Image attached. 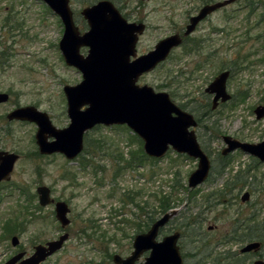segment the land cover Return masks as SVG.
<instances>
[{
  "label": "rangeland",
  "instance_id": "rangeland-1",
  "mask_svg": "<svg viewBox=\"0 0 264 264\" xmlns=\"http://www.w3.org/2000/svg\"><path fill=\"white\" fill-rule=\"evenodd\" d=\"M96 1L69 0L80 32L87 29L80 10ZM110 1L129 21L144 23L135 45L139 55L186 27L204 0ZM263 14L264 0H236L213 10L185 38L186 46L173 47L164 61L138 78L139 84L166 91L196 120L201 117L193 130L212 166L208 180L190 188L187 179L197 168L196 159L171 148L163 156L144 158L141 140L125 125L88 130L83 150L73 159L40 154L36 124L5 116L16 107L33 105L53 125L66 126L63 86L78 83L81 72L65 64L58 47L62 22L42 0H0V92L9 96L0 103V150L19 155L10 180L0 182V264L19 251L29 255L34 245L64 232L68 237L63 246L40 264H115L113 254L129 255L134 236L146 232L170 207L178 212L161 227L162 234L175 230L180 221L190 223L178 228L184 264H196L197 256L211 250L239 251L245 241L235 239L246 222L264 234V162L237 149L226 156L229 165L216 173L225 146L221 135L247 142L264 139V115L257 119L254 114L256 106L264 105ZM80 52L85 55L87 48ZM225 68L232 69L226 86L236 97L212 110L205 86ZM237 173L232 196L227 187ZM40 184L51 189L54 200L67 203L70 221L64 227L54 216V203L38 204L35 188ZM244 190L251 194L246 202L240 199ZM13 235L19 240L16 245ZM260 245L258 256L264 260V241ZM248 257L251 264L254 257Z\"/></svg>",
  "mask_w": 264,
  "mask_h": 264
},
{
  "label": "water",
  "instance_id": "water-1",
  "mask_svg": "<svg viewBox=\"0 0 264 264\" xmlns=\"http://www.w3.org/2000/svg\"><path fill=\"white\" fill-rule=\"evenodd\" d=\"M63 25L62 36L58 42L65 64L74 66L81 72V80L74 85H64L66 112L69 118L67 126L58 128L52 124L44 111L33 105L16 107L6 114L8 120L18 119L34 122L37 126L35 142L40 154L61 153L67 159H73L83 148V134L97 124H126L143 141V150L150 157H160L172 146L178 153L187 154L197 160V168L191 171L187 179L190 188L204 181L211 167L208 154L204 152L193 127L197 120L187 110L181 109L170 100L166 91H155L147 84L138 85L140 74L150 71L165 60L171 49L181 44L183 37L195 29L198 22L213 10L220 9L236 0L212 1L201 6L191 15L181 33H172L160 38L154 48L136 55L135 45L138 35L144 29L143 22L129 21L110 0H98L85 6L80 14L88 28L80 32L73 19L69 0H42ZM80 47H87V53H80ZM229 71L218 72L205 86V91L213 94L211 108L217 101L225 102L230 98L226 80ZM8 99L6 92H0V103ZM257 119L264 115V105L256 106ZM51 138V139H50ZM225 146L220 150L227 155L236 149L248 152L259 160H264V140L259 143H247L230 135H222ZM19 155L15 152L0 150V182L10 179L15 161ZM38 204L46 206L54 202L50 188L45 184L36 186ZM249 197L243 192L241 200ZM68 205L63 200L54 202V215L62 227L69 223ZM176 212L167 211L155 221L146 232L138 233L132 241V251L126 257L113 254L115 264H182L177 247L178 233L168 234L156 239L158 228ZM68 237L61 234L57 239L34 246L33 252L21 259L23 252L9 257L3 264H40L47 256L58 250ZM12 245L18 243L16 235L11 236ZM257 240L247 242L241 252L259 249ZM142 262H137L141 254L147 252ZM253 264H264L255 259Z\"/></svg>",
  "mask_w": 264,
  "mask_h": 264
},
{
  "label": "flooded vegetation",
  "instance_id": "flooded-vegetation-1",
  "mask_svg": "<svg viewBox=\"0 0 264 264\" xmlns=\"http://www.w3.org/2000/svg\"><path fill=\"white\" fill-rule=\"evenodd\" d=\"M212 2V1H211ZM211 2H204L203 1V4L202 5H204V4H207V3H211ZM201 5V6H202ZM201 8V7H200ZM199 8V9H200ZM198 9V10H199ZM217 10V9H216ZM216 10H214V11H216ZM212 13H210V14H208L206 17H208V16H210ZM191 15H193V14H191ZM191 17V16H190ZM189 17V18H190ZM205 17V18H206ZM188 18V19H189ZM205 18H203V19H205ZM203 19H201V20H203ZM201 22V21H200ZM185 28V27H184ZM184 28L181 30V31H178L177 33H179L180 35H181V33H182V31L184 30ZM225 69H227L228 71H229V74H228V76L230 75V72H231V68H225ZM225 69H223V70H221V71H224ZM220 72V71H219ZM143 75V74H142ZM216 75V74H215ZM138 78H140V76L138 77ZM138 78H137V84L138 85H140L139 83H138ZM229 78V77H228ZM227 78V79H228ZM227 81V80H226ZM228 91V90H227ZM229 93V92H228ZM8 94V93H7ZM208 94H210L211 95V98L213 97V94H211V93H208ZM230 94V98L228 99V100H226L225 102H222L220 99L217 101V104H216V107H218V106H225L226 105V103L228 102V104H229V102H232V101H234L232 98H234V97H236V96H233V95H231V93H229ZM8 98H9V96H8ZM213 99V98H212ZM8 100V99H7ZM242 99L240 98L239 100H238V102L239 101H241ZM6 102V101H5ZM1 103H4V102H1ZM236 103H237V101H236ZM208 104H209V108L210 109H212V110H215L216 109V107H215V109H213V108H211V105H212V100H211V103H209L208 102ZM179 106V105H178ZM181 109H183L181 106H179ZM184 110V109H183ZM192 114V113H191ZM193 115V114H192ZM194 116V115H193ZM6 117V116H5ZM195 118V117H194ZM12 120H18V119H12ZM195 120H196V118H195ZM20 121H22V120H20ZM197 123H198V121H197ZM197 137V136H196ZM264 140V139H263ZM244 142H247V141H244ZM250 142H252V141H250ZM250 142H247V143H250ZM252 143H259V142H252ZM83 148H84V141H83ZM83 150V149H82ZM11 152H13V151H11ZM243 152H245V151H243ZM246 154H248L249 156L251 155V156H253L252 154H249L248 152H245ZM207 154V153H206ZM79 155V153L77 154V156ZM82 156V155H81ZM256 160H258L260 163L261 162H264V160H259L257 157H255V156H253ZM75 158V157H74ZM67 159V158H66ZM212 166V165H211ZM220 170L221 169H219V170H216V173H220ZM210 171H211V167H210V170H209V172H208V176H207V178L204 180V181H202V182H205V181H207L208 180V177L210 176ZM245 181V180H244ZM249 183V182H248ZM250 185H252V183L250 182L249 183ZM246 186H248V185H246ZM226 187V186H225ZM236 187H238V185H236ZM227 189H228V193H229V190H231V191H233V190H235V188H234V185H233V183H231L228 187H227ZM243 192H247L248 194H249V197H248V199L247 200H245V202L246 201H248L249 199H250V196H251V194H250V192H248L247 190H244ZM242 192V193H243ZM50 193H51V189H50ZM230 194H232V196L234 195V193H230ZM229 194V195H230ZM242 196V195H241ZM240 199H241V197H240ZM56 201V200H55ZM64 201V200H63ZM179 224H181V225H178L177 227H175V230H172V229H169V230H172V231H169L168 233H161L162 231L159 229L158 230V233H157V236H159L157 239H161L162 237H164V236H167L168 234H172V233H175V232H177L179 235H178V240H177V247H178V249H179V252H180V255H181V260H182V264H184V260H183V254H182V252H181V249H180V247H179V245H178V242H179V239H180V237L182 236V232L178 229L180 226H181V228H188V226L190 225V223L189 224H187V222H182V221H180L179 222ZM240 225V224H239ZM248 225H250L249 223L247 224V222H246V227L244 228L245 230H244V232H248V231H253L254 229H255V227H256V225L254 224L253 226H248ZM243 232V233H244ZM64 233H66V232H64ZM64 233H62V234H64ZM186 233V232H185ZM243 233H241V234H243ZM68 234V233H67ZM61 235V234H60ZM59 235V236H60ZM58 236V237H59ZM231 238V237H230ZM230 238H228V239H230ZM239 234L237 235V237H236V241H239ZM226 239V238H225ZM53 240H55V239H53ZM254 240H257V239H254ZM254 240H245V243H243V245L244 244H246L247 242H251V241H254ZM50 241V240H49ZM258 241V240H257ZM47 242V241H46ZM65 242V241H64ZM63 242V243H64ZM260 242V244H261V241H259ZM18 243H19V240H18ZM17 243V244H18ZM45 242H43V244H44ZM63 243H62V246H63ZM243 245H241V247L239 248V251H233V252H230L229 250H226V251H222V253L221 252H215V251H213V250H211V251H208V252H205V253H202L201 255H199V256H197V262H196V264H201V262H203L204 261V263L205 264H218V263H224L225 261H228L229 263H232L233 261H235V264H250V263H248V262H246V260H245V258H249L248 257V255H251L252 257H254L253 259H252V261H251V264H253V262L255 261V259H262V258H260V256H258V253H259V251H260V249H261V245H259L260 247H259V249H256V250H251V251H244V252H241V248L243 247ZM35 246V245H34ZM61 246V247H62ZM60 247V248H61ZM34 248V247H33ZM59 248V249H60ZM58 249V250H59ZM57 251V250H56ZM20 252V251H19ZM18 253V252H17ZM16 254V253H15ZM30 255V254H29ZM26 256H28V255H26ZM26 256H23V257H21V259H23V258H25ZM50 256V255H49ZM48 257V256H47ZM46 257V258H47ZM45 258V259H46ZM263 260V259H262ZM264 261V260H263ZM41 263V262H40Z\"/></svg>",
  "mask_w": 264,
  "mask_h": 264
},
{
  "label": "trees",
  "instance_id": "trees-1",
  "mask_svg": "<svg viewBox=\"0 0 264 264\" xmlns=\"http://www.w3.org/2000/svg\"><path fill=\"white\" fill-rule=\"evenodd\" d=\"M212 0H204V2H211ZM263 16H264V14H263ZM217 30V29H216ZM201 39H203V38H201ZM195 40V41H193L192 42V44H200L201 42H202V40ZM204 40V39H203ZM185 41H186V39H184V41H183V46H186V44H184L185 43ZM240 96L241 97H244V95L242 94V93H240ZM240 97V98H241ZM235 103H236V101H235ZM207 108H209V104H207ZM205 114H204V112L202 113V116H204ZM198 122L200 123L202 120H201V117H199L198 119ZM133 136L139 141V143H140V139L137 137V135L136 134H133ZM141 152V151H140ZM142 157H144V158H150V157H148L146 154H143L142 155ZM151 159V158H150ZM218 159H219V164H218V169L217 170H219V169H221V170H223L226 166H228L229 165V161H228V157H226V156H222V155H219V157H218ZM240 179V175H239V173H237V174H235V177H234V179H233V181L231 182V183H233V185H234V188H236V185H238V180ZM235 191V190H234ZM229 193H232V191L231 190H229ZM236 194H237V192H236ZM160 200V202H162V201H164L163 200V197H161V198H159ZM15 221V220H14ZM153 221V220H152ZM6 226H8V224H6ZM148 227V226H147ZM263 231V230H262ZM260 232L259 233V231H258V229H257V227H255V229L253 230V231H248V232H244L243 234H239V241L240 242H243V241H245V240H254V239H257L258 241H261V242H263L264 241V234H263V232ZM201 264H205L204 263V261L203 262H201ZM218 264H222V263H218ZM224 264V263H223Z\"/></svg>",
  "mask_w": 264,
  "mask_h": 264
}]
</instances>
